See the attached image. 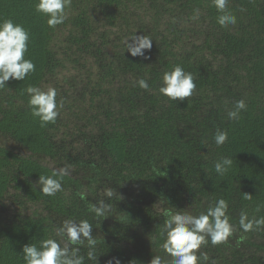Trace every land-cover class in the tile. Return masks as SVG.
<instances>
[{"label": "trees", "instance_id": "trees-1", "mask_svg": "<svg viewBox=\"0 0 264 264\" xmlns=\"http://www.w3.org/2000/svg\"><path fill=\"white\" fill-rule=\"evenodd\" d=\"M37 3L0 0V19L28 32L24 58L35 65L0 88V264H26L23 245L49 237L79 247L85 264L170 262L159 247L165 211L198 215L219 199L234 231L201 245L200 264H264V225L239 223L242 213L264 218V0H229L237 23L227 28L211 0H71L55 27ZM143 37L151 48L132 56ZM173 66L194 77L183 100L159 92ZM28 85L55 88L54 123L32 115ZM239 100L246 109L229 119ZM218 129L227 132L220 146ZM221 158L232 160L222 175ZM60 169L63 190L44 195L38 177ZM100 200L110 210L98 217ZM65 220L91 224L96 262L86 240L55 233Z\"/></svg>", "mask_w": 264, "mask_h": 264}, {"label": "clouds", "instance_id": "clouds-1", "mask_svg": "<svg viewBox=\"0 0 264 264\" xmlns=\"http://www.w3.org/2000/svg\"><path fill=\"white\" fill-rule=\"evenodd\" d=\"M71 0H38L35 5L36 11L45 14L47 25L55 27L62 24L66 19L65 8L69 6ZM219 15L216 22L222 28L237 23V17L229 8V0H211ZM199 12L193 19H198ZM28 32L20 24H14L11 19H0V88L6 87V82L11 80L22 81L35 70V65L30 59H25L27 51ZM152 42L149 38H141L138 48L132 49V56L143 55L141 49H150ZM138 85L142 89H148V83L141 79ZM196 85L191 72H186L180 66H173L170 71L162 74L159 92L172 100H183L192 95ZM28 95V104L32 115L39 117L41 125L54 123L58 116V104L56 100L57 92L55 88L42 90L40 87L28 85L25 89ZM246 109L243 100L236 102L233 110L228 112L229 119H239L240 112ZM215 143L220 146L227 140V132L217 130L214 134ZM232 160L221 158L215 163V170L218 174H223L231 166ZM67 172L65 169L54 171L51 176L40 175L36 184L40 185L39 190L47 196H54L62 191L61 179ZM112 190L109 189L107 195L111 197ZM246 199L251 195L245 194ZM228 204L224 199H219L214 205L208 207L206 212L198 215H191L179 211L167 210L164 215L166 219L160 229L162 243L159 247L172 257L171 261H162L159 255L152 256L148 264H200L207 261L206 254L201 253L198 257L197 250L201 245L207 244L210 239L213 245L227 240L234 231V226L230 224L227 215ZM110 210L108 203L100 200L91 205V211L96 216H105ZM244 231H251L255 227L264 225V218L249 220L247 213H242L239 220ZM92 226L87 220L78 223L73 220H65L63 224L56 228L55 233L60 235L62 240H67L71 245H81L87 241L88 260H97L96 238L92 235ZM153 243H157L154 237ZM23 259L26 264H85V256L80 254V248L62 247L61 242L54 237L42 239L37 244H25L22 247ZM71 253V254H70ZM111 264V261L109 262ZM116 264H120L116 260Z\"/></svg>", "mask_w": 264, "mask_h": 264}]
</instances>
